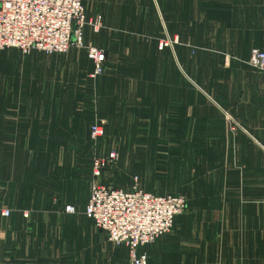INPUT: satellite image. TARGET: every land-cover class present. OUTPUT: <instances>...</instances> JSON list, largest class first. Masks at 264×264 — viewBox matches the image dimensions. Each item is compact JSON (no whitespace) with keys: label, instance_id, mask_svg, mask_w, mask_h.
<instances>
[{"label":"rangeland","instance_id":"rangeland-1","mask_svg":"<svg viewBox=\"0 0 264 264\" xmlns=\"http://www.w3.org/2000/svg\"><path fill=\"white\" fill-rule=\"evenodd\" d=\"M83 1L87 21L102 20L98 32L84 28L86 45L106 53L102 75L92 76L86 48L0 49L4 255L15 264H130L85 212L96 180L188 198L173 228L145 248L152 264H264V164H239L228 138L205 134L225 128L209 100L210 64L226 57L214 51L225 26L213 23L225 4ZM114 149L118 159L95 179L94 158Z\"/></svg>","mask_w":264,"mask_h":264},{"label":"built area","instance_id":"built-area-1","mask_svg":"<svg viewBox=\"0 0 264 264\" xmlns=\"http://www.w3.org/2000/svg\"><path fill=\"white\" fill-rule=\"evenodd\" d=\"M100 19L87 21L83 0H0V49L53 54L68 52L72 47L86 48L94 63L92 76L97 77L105 71L106 53L97 46L86 45L84 28L90 24L94 31H100ZM248 63L264 73V49L253 48ZM90 133L92 139H98L103 135V126L93 125ZM118 157L116 149L95 157V179ZM188 202L184 195H157L137 187L127 191L95 180L85 212L113 244L128 247L130 264H148V254L140 248L169 232ZM65 210L75 212L73 206Z\"/></svg>","mask_w":264,"mask_h":264},{"label":"crops","instance_id":"crops-1","mask_svg":"<svg viewBox=\"0 0 264 264\" xmlns=\"http://www.w3.org/2000/svg\"><path fill=\"white\" fill-rule=\"evenodd\" d=\"M209 2L217 6L218 0ZM220 2L225 4L227 13L225 18L214 14L213 23L221 21L225 36L219 47L215 45L214 51L226 56L227 64L223 57L220 61L212 60L209 100L210 107L220 111L219 119L225 128H211L205 134L228 138L226 145L238 154L239 164H264V73L248 63L253 48L264 49V0ZM168 7L181 8V1L175 0ZM214 119L212 110L209 120ZM65 213L68 212L65 210ZM2 245L0 243V264H15L4 255ZM147 246L141 247L140 251L147 252ZM117 247L130 257L126 245ZM148 264H152L150 258Z\"/></svg>","mask_w":264,"mask_h":264}]
</instances>
